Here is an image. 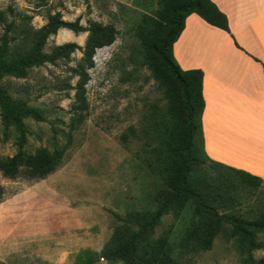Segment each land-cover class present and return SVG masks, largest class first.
<instances>
[{
  "label": "rangeland",
  "instance_id": "374dc122",
  "mask_svg": "<svg viewBox=\"0 0 264 264\" xmlns=\"http://www.w3.org/2000/svg\"><path fill=\"white\" fill-rule=\"evenodd\" d=\"M184 1L0 0V48L8 44L7 61L29 55L38 42L37 33L56 14L85 27L94 22L113 25L118 32L115 42L97 49L90 60V33L62 28L43 51L54 55L56 47L66 43L79 49L35 66L23 77L1 76L0 86L11 97L44 116L43 121L26 120L24 150L33 154L63 150L65 155L43 179H9L0 169V185L6 191L0 201V244L15 228H54L64 220L81 227L85 237L92 233L99 239L104 255L124 249L113 264H147L156 256L173 264H264V247H250L231 236L228 222L217 227L209 210L199 216L192 199L172 205L158 224L141 232L165 196L179 188L183 158L177 151L158 149L164 142L175 150L184 146L185 130L166 132L161 125V109L174 101L178 84L167 73L157 77L150 60L166 31L163 11ZM84 72L88 82L82 87ZM135 130L140 139L133 137ZM19 148V133L5 123L0 108V162ZM193 154L198 162L190 187L202 191L209 205L221 215L262 217L264 183L247 185L206 157L200 133ZM204 216L207 227L217 232L209 249L196 252L191 234L194 223L203 222ZM256 239L264 244V232Z\"/></svg>",
  "mask_w": 264,
  "mask_h": 264
},
{
  "label": "crops",
  "instance_id": "0c3cea01",
  "mask_svg": "<svg viewBox=\"0 0 264 264\" xmlns=\"http://www.w3.org/2000/svg\"><path fill=\"white\" fill-rule=\"evenodd\" d=\"M211 1L227 16L230 32L192 13L173 44V54L183 70L203 72L206 156L264 178V0ZM102 251L92 233L85 237L81 227L63 220L54 228L13 229L0 244V262L115 263Z\"/></svg>",
  "mask_w": 264,
  "mask_h": 264
},
{
  "label": "trees",
  "instance_id": "16d2710c",
  "mask_svg": "<svg viewBox=\"0 0 264 264\" xmlns=\"http://www.w3.org/2000/svg\"><path fill=\"white\" fill-rule=\"evenodd\" d=\"M169 7V6H167ZM197 13L209 24L219 27L227 32H230L227 16L219 10V8L211 0H185L177 6H172L170 10L163 11L166 17V31L158 38L156 45V57L151 65L153 71L160 77L159 73H167L174 82L178 84V90L174 101L161 109V125L166 132L174 130H185L184 146L175 150L168 142L161 144L158 149L162 148L161 152L172 153L176 151L183 158V166L180 171L179 188L170 196H165L160 206L149 221L142 224L141 232L154 227L159 223L161 217L174 204L182 205L187 199H192L198 206V215H203L205 210H209L215 217L216 226L219 227L223 221L232 225L231 236L238 237L241 241L250 247L261 248L264 244L258 242L256 234L264 232V213L262 217L256 220H244L230 215L219 214L212 205H209L207 196L199 190L190 187L191 173L193 167L198 162V159L193 154L195 139L200 133L202 143V114L205 107L203 97V72L201 70H183L177 63L173 54V44L181 35L186 18ZM62 28H68L76 33L89 32L90 37L87 45V56L91 60L97 49L112 45L116 40L117 30L113 25H103L99 22H94L89 27L80 24L79 20L75 22L65 21L60 14L51 16L47 25L38 33V42L32 52L26 57L7 61L8 44L4 43L0 48V78L5 74L23 77L27 71L35 66L41 65L47 61L55 62L62 55H69L80 48L75 43H66L57 46L54 55H48L43 51L47 40L58 33ZM84 86L88 82L87 73L80 75ZM0 108L5 123L12 125L19 133L20 148L17 154L0 162V169L3 175L9 179H15L24 176L30 180L43 179L53 173L62 163L65 151L56 150L48 151L41 150L36 153H30L24 150V146L28 141L29 129L26 124L27 119L43 121V114L29 107L25 101L11 97L6 90L0 86ZM133 137L140 139L141 136L136 132ZM167 139V138H164ZM204 151V149H203ZM205 154V151H204ZM206 156V154H205ZM207 157V156H206ZM220 165V163H218ZM223 165V164H221ZM230 172L238 175L245 184L250 186H260L264 183V179L250 174L247 171L236 169L223 165ZM5 187L0 185V201L5 195ZM206 216V214H205ZM195 222L194 229L191 234V242L195 244L196 252L209 249L211 243L216 236V230L207 227V222ZM162 250L165 251V243H162ZM105 251V248L104 250ZM125 250L119 249L116 251L107 250L106 257L111 261L120 259L119 255ZM167 252L165 251V254ZM131 263V262H130ZM3 264V263H0ZM132 264H136L132 262ZM147 264H173L167 257L156 256L150 258Z\"/></svg>",
  "mask_w": 264,
  "mask_h": 264
}]
</instances>
